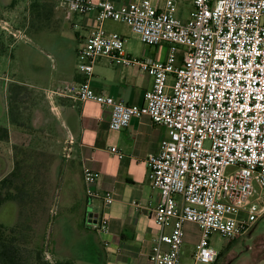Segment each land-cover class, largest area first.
Instances as JSON below:
<instances>
[{"label":"built area","instance_id":"built-area-1","mask_svg":"<svg viewBox=\"0 0 264 264\" xmlns=\"http://www.w3.org/2000/svg\"><path fill=\"white\" fill-rule=\"evenodd\" d=\"M56 1L72 12L97 10L98 15L95 33L78 51L84 80L49 87L48 100L54 106L56 97L67 96L110 108L112 131L144 116L163 126L161 149L149 159L151 183L161 192L151 212L160 233L150 262L182 264L184 226L194 223L201 237L192 264H217L214 232L232 242L264 218V0H191L186 22L176 15L181 0ZM107 20L125 23L145 45L167 46L166 59L126 55V38L108 33ZM0 25L16 35L4 21ZM100 58L136 66L152 77L143 106L126 105L93 89ZM111 152L123 158L117 147ZM84 180L88 195L94 196L96 174L88 170ZM104 200L111 204L114 194ZM95 227L107 232L108 219Z\"/></svg>","mask_w":264,"mask_h":264},{"label":"rangeland","instance_id":"rangeland-1","mask_svg":"<svg viewBox=\"0 0 264 264\" xmlns=\"http://www.w3.org/2000/svg\"><path fill=\"white\" fill-rule=\"evenodd\" d=\"M192 10L191 0H181L176 15L186 22ZM3 21L17 36L0 25V128L9 132L8 139L0 140V181L21 161L28 195L1 205L0 224L25 231V264H96L101 258L99 231L71 162L70 132L46 93L63 60L78 56L80 18L70 20L47 0H0ZM105 29L129 41L125 23L107 20ZM0 191L5 192L1 184ZM184 231L182 264H192L200 229L186 223ZM251 234L264 235V218ZM247 237L230 242L214 232L211 243L222 253L217 264H264L263 249L252 251Z\"/></svg>","mask_w":264,"mask_h":264},{"label":"crops","instance_id":"crops-1","mask_svg":"<svg viewBox=\"0 0 264 264\" xmlns=\"http://www.w3.org/2000/svg\"><path fill=\"white\" fill-rule=\"evenodd\" d=\"M47 1L64 9L70 20L77 16L80 18L81 26L76 32L79 51L96 31L97 10L84 15L60 6L56 0ZM92 1L97 3L99 0ZM113 1L119 5L130 0ZM125 36L129 38L124 47L126 55L144 60L166 59L167 46L145 45L132 32ZM57 72L50 87L84 80V75L78 70V56L63 60ZM91 84L96 92H103L116 101L143 106L145 93L152 88L153 79L136 66H123L112 59L100 58L94 65ZM53 110L70 132L71 162L78 172L87 210L98 215V220L108 219L107 232L98 233L101 258L96 264H151L150 253L160 233L151 212L160 203L161 192L151 183L149 159L159 153L166 136L165 128L144 116L133 118L121 131H112L109 129L110 108L67 96L56 97ZM112 147H117L123 154L122 159L111 152ZM88 170L97 176L94 196L87 193L84 173ZM107 193L114 194V201L109 205L104 200ZM186 239L185 234L183 250Z\"/></svg>","mask_w":264,"mask_h":264},{"label":"trees","instance_id":"trees-1","mask_svg":"<svg viewBox=\"0 0 264 264\" xmlns=\"http://www.w3.org/2000/svg\"><path fill=\"white\" fill-rule=\"evenodd\" d=\"M0 132V140L8 139L9 132L7 129L0 128ZM20 168L21 161L17 160L13 171L0 181L1 187L5 189L4 193L0 191V207L7 201H15L18 199L23 201L25 196L28 195V193L25 192V181H22ZM17 178H19V184L17 183ZM24 235V230L19 232H17L16 229L6 230V228L0 224V264H25L23 258L25 251L24 241L21 240ZM67 264L73 263L68 262Z\"/></svg>","mask_w":264,"mask_h":264},{"label":"flooded vegetation","instance_id":"flooded-vegetation-1","mask_svg":"<svg viewBox=\"0 0 264 264\" xmlns=\"http://www.w3.org/2000/svg\"><path fill=\"white\" fill-rule=\"evenodd\" d=\"M249 238L252 239L251 248H250V249H252V251L254 248H260V249H263L261 251H264V235L253 237V235L250 233V234H248L247 239H249Z\"/></svg>","mask_w":264,"mask_h":264},{"label":"water","instance_id":"water-1","mask_svg":"<svg viewBox=\"0 0 264 264\" xmlns=\"http://www.w3.org/2000/svg\"><path fill=\"white\" fill-rule=\"evenodd\" d=\"M92 217L94 218V224H96L98 221V215H96V214L94 215V214L90 213V218H92Z\"/></svg>","mask_w":264,"mask_h":264}]
</instances>
